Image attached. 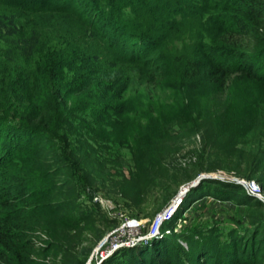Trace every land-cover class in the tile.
<instances>
[{
  "label": "trees",
  "instance_id": "16d2710c",
  "mask_svg": "<svg viewBox=\"0 0 264 264\" xmlns=\"http://www.w3.org/2000/svg\"><path fill=\"white\" fill-rule=\"evenodd\" d=\"M196 80L218 98L235 80L264 87V0H0V264H55L62 254L60 264H76L67 245L78 237L70 231L83 234L90 222L82 210L67 215L74 206L57 164L61 132L87 137L94 147L85 155L117 173L109 155L96 157L110 151L97 134L108 121L102 108L119 118L129 92L151 98L167 82L182 89ZM98 117L89 129L88 119ZM256 132L246 175H238L264 189V132ZM224 138L212 145L240 140ZM213 170L194 164L179 175ZM205 183L216 191L203 196L238 203L245 194L262 212L228 236L181 226L179 211ZM223 183L201 181L149 248L118 250L107 264L123 257L118 264H264L262 202ZM177 227L179 235H165Z\"/></svg>",
  "mask_w": 264,
  "mask_h": 264
},
{
  "label": "rangeland",
  "instance_id": "374dc122",
  "mask_svg": "<svg viewBox=\"0 0 264 264\" xmlns=\"http://www.w3.org/2000/svg\"><path fill=\"white\" fill-rule=\"evenodd\" d=\"M215 96L213 87L201 80L182 89L176 83L167 82L151 98L144 93L129 92L119 118L110 119L109 109L102 108L108 121L97 126V134L110 151H100L96 157L109 155L118 164L117 173L113 169L102 170L92 160V153L89 157L85 155V150L94 147L87 137H78L77 132L70 136L67 129L59 134L57 164L69 181L68 202L74 206L67 215L76 216L82 210L80 216L88 217L90 222L83 234L79 227L70 231L72 237H78L70 248L67 245V252L74 256L76 264H107L118 250H137L140 244L124 242L150 233L146 228L156 215L171 206L178 191L200 175L222 179L213 180L222 184L240 179L257 182L238 174L246 175V163L251 161L254 143H250V138L258 135L256 130L264 132V87L235 80L225 97ZM88 121L91 129L99 117ZM86 131L83 129L82 134ZM221 135L238 136L240 140L215 148L212 144L216 140L226 141ZM260 148H264V141ZM194 164L214 170L184 180L179 170ZM151 165L155 167L151 173L154 181L145 169ZM162 167L168 170L161 172ZM213 186L207 187L205 183L196 189L189 204L179 211L183 216L181 226L195 229L197 224L203 231L210 229L217 235L228 236L233 231L242 233L240 226H248L249 218L262 212L246 204L249 201L245 194L238 193V203L203 196L213 194L216 191ZM141 225L144 228L140 229ZM166 232V236L179 235L180 227ZM149 242L145 243L146 248L150 247ZM181 244L184 246V242ZM115 245L120 248L109 255ZM63 259V254L59 255L55 264ZM124 260L125 257L120 258L113 264Z\"/></svg>",
  "mask_w": 264,
  "mask_h": 264
},
{
  "label": "water",
  "instance_id": "95a60500",
  "mask_svg": "<svg viewBox=\"0 0 264 264\" xmlns=\"http://www.w3.org/2000/svg\"><path fill=\"white\" fill-rule=\"evenodd\" d=\"M204 180H222V179H219L217 177H214V176H211V175H200L199 177H197L194 181H192L191 183H188L186 184L185 186H183L177 193L176 197L174 198V201L172 202V205L166 207L164 210L161 211V213L157 214L156 215V219H158V228H162L163 225L166 223L164 221V216L168 213V212H174V214L176 213V211L179 209V206L182 204V201L184 199V197L186 196V194L194 187L198 186L201 181H204ZM168 204V203H167ZM154 218V219H155ZM143 228L144 226L141 225ZM159 228V229H160ZM147 229V228H146ZM145 229V230H146ZM161 230V229H160ZM158 233V230L157 232H153V233H148L144 236H142V238H139L137 240H134V241H131L130 243H133V244H145L146 242H149L152 238H154L155 234ZM128 243V242H127ZM132 245V244H131ZM120 247L118 246L115 250H118ZM114 250V251H115ZM113 251V252H114ZM112 252V253H113Z\"/></svg>",
  "mask_w": 264,
  "mask_h": 264
},
{
  "label": "built area",
  "instance_id": "2783aa9c",
  "mask_svg": "<svg viewBox=\"0 0 264 264\" xmlns=\"http://www.w3.org/2000/svg\"><path fill=\"white\" fill-rule=\"evenodd\" d=\"M229 182V181H228ZM234 183L242 186V188L245 190L246 194L249 196H252L253 199H256L258 201H261L264 204V189L260 187V185L255 182V181H246V180H235ZM174 212H168L165 216H164V221L167 223L169 222L172 218H173ZM165 223V224H166ZM138 225V224H137ZM142 226H140V229ZM160 228V227H159ZM158 228V219H154L151 224L149 225V227H147V230H151L150 233H155L158 230V233L155 234L154 237L158 236L160 229ZM167 233V232H166ZM127 241V240H126ZM124 242V244L126 245H130L131 241ZM123 244V245H124ZM122 245V246H123ZM118 246H114L110 251H109V255H111V253L117 248ZM120 247V246H119Z\"/></svg>",
  "mask_w": 264,
  "mask_h": 264
}]
</instances>
